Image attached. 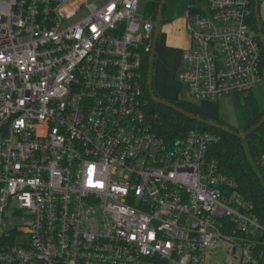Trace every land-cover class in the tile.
<instances>
[{"label":"built area","instance_id":"obj_1","mask_svg":"<svg viewBox=\"0 0 264 264\" xmlns=\"http://www.w3.org/2000/svg\"><path fill=\"white\" fill-rule=\"evenodd\" d=\"M190 0L179 80L252 92L254 0ZM144 0H0V264H264V221L220 171L219 137L166 140L142 80ZM264 184V154L255 159Z\"/></svg>","mask_w":264,"mask_h":264},{"label":"trees","instance_id":"obj_2","mask_svg":"<svg viewBox=\"0 0 264 264\" xmlns=\"http://www.w3.org/2000/svg\"><path fill=\"white\" fill-rule=\"evenodd\" d=\"M144 3L146 5L147 16L155 20L160 0H144ZM164 22L165 20L163 18L162 24H164ZM251 27L257 32L254 13L251 17ZM258 42L262 49L263 73L264 50L259 39ZM149 54L150 53H146L143 55L141 73L144 83V91L150 102V112L158 116L156 127L159 135L166 140H171L175 137L183 136L191 129H198L200 131L208 132L218 136V142L212 145L209 149L210 157L218 162L220 171L222 173L233 177L237 181L239 191L247 200L253 203L257 214L260 216L261 220L264 221V184L263 181L259 179L256 171L250 163L251 159H256V157L259 155L264 154V123L244 140H241L222 130L197 124L195 121H191L165 106L153 103L149 98L146 84ZM252 92L246 94L248 95L246 96V102L240 107L239 113L241 120L244 123V131L249 130L264 117V110L259 111L257 106L256 108L251 107V103L255 102L251 99ZM172 103L190 113L197 115V113H195L193 110L185 107L179 102ZM199 116L225 126L222 122H220L219 119L208 118L204 115ZM227 127L232 129L229 126ZM232 130L235 131L234 129ZM235 132L237 133V131Z\"/></svg>","mask_w":264,"mask_h":264},{"label":"rangeland","instance_id":"obj_3","mask_svg":"<svg viewBox=\"0 0 264 264\" xmlns=\"http://www.w3.org/2000/svg\"><path fill=\"white\" fill-rule=\"evenodd\" d=\"M195 5L198 2L194 0ZM190 5V0H166L163 9L164 24L158 40V50L153 69V90L160 98L169 102H179L193 110L197 115L219 119L226 127L229 126L237 133L244 132V123L240 117V107L246 102V94L228 95L215 100H196L190 96L184 84L179 80L182 70V50L189 37L186 30L185 14ZM259 13L264 34V0L260 2ZM251 107L264 110V68L260 83L251 93ZM253 109V108H252ZM250 163L260 180L259 171L255 167V159ZM263 181V180H262ZM232 256L226 247L219 246L211 256V264H233Z\"/></svg>","mask_w":264,"mask_h":264},{"label":"water","instance_id":"obj_4","mask_svg":"<svg viewBox=\"0 0 264 264\" xmlns=\"http://www.w3.org/2000/svg\"><path fill=\"white\" fill-rule=\"evenodd\" d=\"M166 0H160L159 6H158V11L157 15L155 18V23H154V32H153V40H152V46H151V51L149 54V60H148V71H147V89L149 93V98L150 100L158 105L165 106L174 112L182 115L183 117L195 121L197 124L200 125H206L211 128H216L219 130H222L232 136H235L241 140H244L247 136H249L251 133L256 131L263 123H264V117L253 127H251L249 130L244 131L243 133L239 134L233 131L232 129H229L226 126L220 125L212 120H208L205 118H202L198 115H195L193 113H190L183 108L178 107L172 102L166 101L162 98H160L158 95L154 93L153 90V69H154V63H155V57L156 53L158 50V40H159V35L161 32V26H162V21H163V9L165 5ZM259 8H260V0H254V16L256 19V26H257V37L263 47L264 50V34H263V28H262V23H261V17L259 13Z\"/></svg>","mask_w":264,"mask_h":264},{"label":"crops","instance_id":"obj_5","mask_svg":"<svg viewBox=\"0 0 264 264\" xmlns=\"http://www.w3.org/2000/svg\"><path fill=\"white\" fill-rule=\"evenodd\" d=\"M188 46H189V37H187V42H186L185 46H183V47L181 48L182 52H183V50L187 49Z\"/></svg>","mask_w":264,"mask_h":264}]
</instances>
